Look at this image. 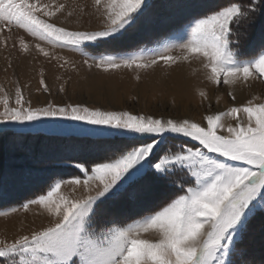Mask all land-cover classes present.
Instances as JSON below:
<instances>
[{"label":"snow or ice","instance_id":"6c2138e0","mask_svg":"<svg viewBox=\"0 0 264 264\" xmlns=\"http://www.w3.org/2000/svg\"><path fill=\"white\" fill-rule=\"evenodd\" d=\"M93 7L103 26L80 30L55 22L66 8L55 0H0V34L13 27L25 30L53 49L80 53L89 69L104 72L121 68L139 72L161 62L170 68L198 60L204 78L217 87L264 80V37L251 58L242 59L239 51L247 29L257 19L264 21V0L200 5L183 26L187 38L182 42L127 55H91L88 49L123 38L142 23L152 5L148 0H93ZM72 15L67 12L68 17ZM19 44L29 51L23 37ZM34 47L45 57L62 59L60 67L69 63L41 43ZM177 48L182 54L172 55ZM40 84L49 91L43 73ZM198 93L208 97L204 89ZM256 101L260 97L196 120L86 103L49 102L33 107L17 87L15 106H9L5 97L0 112V124L13 131L52 130L76 122L104 135L124 137L127 143L94 166L75 164L83 179L56 180L46 193L23 203L25 211L37 205L54 220L11 241L0 239V264H251L244 259L241 245L252 221L264 214V101ZM180 138L185 142L174 149L172 141ZM191 142L195 144L189 146ZM176 177L184 180L180 194L151 214L131 223L100 216L109 201L137 199L140 193L134 185L140 181L151 178L175 185ZM64 184L82 186L87 195L69 198L61 193Z\"/></svg>","mask_w":264,"mask_h":264},{"label":"rangeland","instance_id":"374dc122","mask_svg":"<svg viewBox=\"0 0 264 264\" xmlns=\"http://www.w3.org/2000/svg\"><path fill=\"white\" fill-rule=\"evenodd\" d=\"M43 2L51 3L52 0ZM55 2L66 5L65 10L55 18L58 24L80 30H94L103 26L102 18L93 7V0ZM148 2L152 7L138 27L116 42L88 49L90 54L127 55L140 49L159 48L165 43H180L187 38L183 26L190 16L198 11V6L206 3L224 5L228 0ZM239 2L247 3V0ZM68 11L73 12L71 17L67 16ZM20 37L30 45L28 52L21 49ZM262 37L264 21L257 19L256 23L247 29L246 38L240 41L243 53H248L249 57L251 49L259 47ZM36 43L50 49L55 56L66 57L69 63L60 67L64 63L63 60L43 56L35 49ZM171 54L179 56L182 53L177 48ZM84 59L86 57L69 49H53L51 45L36 40L25 30L16 27H13L11 32L6 30L0 34V112L4 110L5 97L9 106H15L17 87L22 90L25 100L31 101L33 107H42L49 102L86 103L94 107L196 120H201L207 114L226 111L234 105L245 104L254 97H260L257 103L264 101V84L261 81L253 82L250 79L246 83L242 82L246 84L240 88L242 93L234 91L232 86L228 85L217 87L204 78L202 67H197L198 63L201 64L198 60V63H195V60H192V63L180 62L170 68L161 62L154 69L139 72L124 68L104 72L95 67L89 69L84 64ZM25 70L27 77L22 74ZM41 73L49 91H45L40 84ZM190 74L193 79V75L199 80L200 75L203 78V85H194V88H202L205 85L204 87L210 88L212 93L207 98H200L197 93V101L179 103L181 99L174 98L173 94L178 90L193 87L189 84ZM136 75L140 76L139 80ZM239 83L241 82L237 84L240 85ZM61 85L64 87L63 92L60 91ZM231 95H235L236 100H232ZM4 129L8 131L6 134H0V212H8V215H0V239L7 238L9 241L17 235L37 229L34 219L30 216L37 210H44L40 206L31 205L25 211L22 208L23 203L46 193L49 185L56 180H69L77 176L83 179L75 164L94 166L96 162L110 158L127 143L124 137L104 135L93 131L92 126L76 122H71V127L61 125L52 130L35 132H17L7 124H0V132H4ZM184 142L183 138L176 139L172 141L171 146L177 149ZM194 144L195 142H191L189 146ZM175 179V185L156 182L151 178L140 181L134 185L140 193L137 199L121 198L109 201L102 206L100 216L104 220L131 223L149 215L180 194L178 189L184 184V180L181 177ZM77 187L79 186L64 184L61 193L69 198H79L81 196H75L74 188ZM12 208L18 211L13 212ZM241 247L246 253V261L251 264H264V214L257 215L252 221Z\"/></svg>","mask_w":264,"mask_h":264},{"label":"bare ground","instance_id":"6f19581e","mask_svg":"<svg viewBox=\"0 0 264 264\" xmlns=\"http://www.w3.org/2000/svg\"><path fill=\"white\" fill-rule=\"evenodd\" d=\"M194 61V60H193ZM195 63H198V61L197 60H195L194 61ZM192 63V62H191ZM198 66L197 67H201V64L200 63H198L197 64ZM193 67V66H192ZM27 68V67H26ZM188 69H190V68H188ZM193 69V68H192ZM26 71L27 70H25L24 71V73H22V74H24V76L25 77H27L28 76V73H26ZM184 70H182V72H183ZM199 72H201V71H199ZM199 72L197 73L196 72V74H199ZM193 73V72H192ZM191 73V74H192ZM189 74V73H188ZM191 74H190V81H189V84L191 83V85L193 86V87H190L189 89H187L186 88V90L184 89V90H178L176 93H174L173 94V97L174 98H178V99H181L180 101H179V103H184V101H185V103H186V101H191V102H193V101H197L198 100V97L197 96H195V94H197L198 93V89H202V88H205V91L208 93V96L212 93V90L210 89V88H208V87H202V88H194V85L195 86H197V85H199L200 84V86L201 85H203L202 83H201V75L199 76L200 77V80L197 78V76H194L193 75V77H194V79L191 77ZM27 75V76H26ZM153 77V76H152ZM159 77V76H158ZM29 79V78H28ZM203 79V78H202ZM194 83V84H193ZM240 85H235V86H232V89H234V91H238V93L240 92V93H242V90L240 89V88H242L243 87V85H246V84H243L242 82L241 83H239ZM245 87V86H244ZM191 88H193V89H197L196 91L195 90H191ZM182 89V88H181ZM252 90V89H251ZM171 92V91H170ZM192 92V93H191ZM247 95V94H246ZM200 98H201V96H200ZM211 98V97H210ZM209 98V99H210ZM218 100V99H217ZM188 104V103H187ZM187 106V105H186ZM189 106V105H188ZM192 111V110H191ZM229 123H233L234 121H228ZM38 151V150H37ZM36 151V152H37ZM146 187V186H145ZM75 189V191H76V194H75V196H84V195H87V192H86V190L82 187V186H79V187H77V189L76 188H74ZM154 191V190H153ZM18 193V192H17ZM155 193V192H154ZM143 195V194H142ZM140 196V195H139ZM13 197V196H12ZM160 197V196H159ZM154 199V198H153ZM150 200V199H149ZM159 200V199H158ZM151 201V200H150ZM159 205V204H158ZM140 207V206H139ZM128 208V207H127ZM147 210V209H146ZM136 211V210H135ZM138 212V211H137ZM37 213V214H36ZM30 217H32L34 220V225L36 226V228L37 229H39V228H41V227H43V226H46L47 225V223H51V222H53V220H54V218L52 217V216H50L47 212H46V210H37L35 213H33ZM25 233V232H24Z\"/></svg>","mask_w":264,"mask_h":264},{"label":"trees","instance_id":"16d2710c","mask_svg":"<svg viewBox=\"0 0 264 264\" xmlns=\"http://www.w3.org/2000/svg\"><path fill=\"white\" fill-rule=\"evenodd\" d=\"M242 49H243V48H241V46H240L239 51H240V53L243 54V55H241V58H242V56H243L242 59L251 58L254 54H256V53H254L253 49H251L252 51L250 52V55H249V57H248V53L244 54V53H243L244 51H243ZM254 49H258V47H255ZM248 52H249V51H248ZM0 134H5V132H0Z\"/></svg>","mask_w":264,"mask_h":264},{"label":"crops","instance_id":"0c3cea01","mask_svg":"<svg viewBox=\"0 0 264 264\" xmlns=\"http://www.w3.org/2000/svg\"><path fill=\"white\" fill-rule=\"evenodd\" d=\"M253 82H255V81H261L263 84H264V80H261V79H251ZM260 82V83H261ZM148 235V234H147ZM150 236V235H149Z\"/></svg>","mask_w":264,"mask_h":264}]
</instances>
